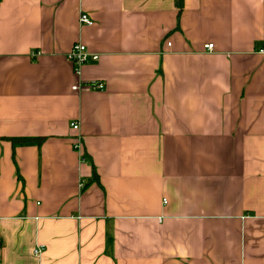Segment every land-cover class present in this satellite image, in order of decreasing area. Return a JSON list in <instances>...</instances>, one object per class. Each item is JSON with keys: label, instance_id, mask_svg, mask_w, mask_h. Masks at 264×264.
<instances>
[{"label": "crops", "instance_id": "1", "mask_svg": "<svg viewBox=\"0 0 264 264\" xmlns=\"http://www.w3.org/2000/svg\"><path fill=\"white\" fill-rule=\"evenodd\" d=\"M183 5L0 1V264H264V0Z\"/></svg>", "mask_w": 264, "mask_h": 264}, {"label": "built area", "instance_id": "2", "mask_svg": "<svg viewBox=\"0 0 264 264\" xmlns=\"http://www.w3.org/2000/svg\"><path fill=\"white\" fill-rule=\"evenodd\" d=\"M80 22L83 25H89V26L94 25V21L88 15H82L80 17ZM204 48H205L206 52H213L214 45L208 44V45H205ZM258 53H260L261 55H264V47L261 48L258 51ZM68 59L73 64L74 71H75L76 75H80L83 67L87 63H89L90 60L91 61H98L99 60V55L91 53L85 45L78 43V44L74 45L71 52L68 54ZM83 88H88V89L93 90V91H101V90L105 89V84L98 81V82H94V83L81 84V85L73 87V89L75 91L81 90ZM71 127L77 133L80 131V124L79 123L73 122L71 124ZM73 148H74V151H76L79 154L80 162L81 163H87L86 155L84 153L83 137L80 134H78L76 136V139L74 140V143H73ZM83 186H84V183L82 182L80 184V187L83 188ZM42 253H43L42 248L35 250V255H41Z\"/></svg>", "mask_w": 264, "mask_h": 264}, {"label": "trees", "instance_id": "3", "mask_svg": "<svg viewBox=\"0 0 264 264\" xmlns=\"http://www.w3.org/2000/svg\"><path fill=\"white\" fill-rule=\"evenodd\" d=\"M176 5H177L179 13H181L183 8H184L183 0H176ZM12 141L15 143V142H21V141H24V140L13 139Z\"/></svg>", "mask_w": 264, "mask_h": 264}]
</instances>
